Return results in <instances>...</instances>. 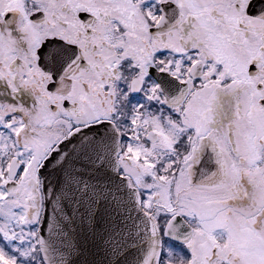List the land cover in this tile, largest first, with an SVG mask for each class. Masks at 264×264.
Masks as SVG:
<instances>
[{"label": "snow or ice", "instance_id": "snow-or-ice-1", "mask_svg": "<svg viewBox=\"0 0 264 264\" xmlns=\"http://www.w3.org/2000/svg\"><path fill=\"white\" fill-rule=\"evenodd\" d=\"M0 264H264V0H0Z\"/></svg>", "mask_w": 264, "mask_h": 264}]
</instances>
